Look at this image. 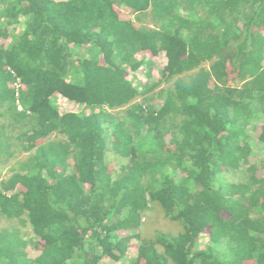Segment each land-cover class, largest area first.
Instances as JSON below:
<instances>
[{
  "label": "trees",
  "instance_id": "1",
  "mask_svg": "<svg viewBox=\"0 0 264 264\" xmlns=\"http://www.w3.org/2000/svg\"><path fill=\"white\" fill-rule=\"evenodd\" d=\"M258 27L264 0H0V166L27 153L0 180V264H264ZM159 209L181 230L130 257Z\"/></svg>",
  "mask_w": 264,
  "mask_h": 264
},
{
  "label": "rangeland",
  "instance_id": "2",
  "mask_svg": "<svg viewBox=\"0 0 264 264\" xmlns=\"http://www.w3.org/2000/svg\"><path fill=\"white\" fill-rule=\"evenodd\" d=\"M257 30H258V35L260 34V35L264 36V27H258ZM164 64H165V57L162 59V61L156 60V64H154V66L152 67V71H154V72L157 71ZM263 64H264V59H263ZM144 74H145L144 68H143V70H138V73H135V72L129 70L127 77L133 83H136V81L138 80L139 77L144 78ZM153 74H156V72ZM166 84L167 83H163L162 85H160L159 88L166 86ZM62 97H63L62 95L61 96L59 94L56 95V101L60 105V110L62 112H67V111L75 112V113L86 112V108L84 106L77 104L73 101L67 100L65 98L63 99ZM260 128H261V122L257 123L255 126L251 125V128H249V130L252 131V135H255L254 133H257L258 131H260ZM108 153H109V159L107 158V160H112L114 162V164L111 163V165H112L113 169L118 173L119 172L118 168H119V166H121L120 164H125L126 158H121L119 155H117V153L115 154L112 151V148H110ZM26 155H27V153H23V155H21V153L15 152V157L11 158L4 166H2V167L0 166V180L2 178H5L6 175H11V171H8L9 165H13L14 162L18 159H21V158L24 159L26 157ZM0 161H1V159H0ZM260 172H264V168H262L260 170ZM9 193H11V192H9ZM149 213H152V214L149 215L148 219L144 218L145 221L148 220L146 222V224L142 226V229L140 228L139 233H138V231H136L138 233V237L135 236L132 239V246H131L132 249L129 250L131 255H130V253L128 254V256L130 255V257H134L136 255L137 252H136L135 248H136V245L139 244V240H140L142 235L148 236V235H153L154 233H157V232H163V233H166L168 235H171V234L174 235V233H176L178 231V229L180 231L182 228L178 223H176V221H173V220L171 221L170 219L166 218L160 209L157 210V212L152 211ZM1 225H4V222H2ZM141 231H142V233H141ZM136 232L133 230V231H131V234H134V233L136 234ZM22 234H24V235L28 234L30 236V233L24 232L23 229H22ZM34 239H36V237H34ZM208 241L209 240H208L207 235H201V238L197 242L195 248L199 249V250L206 249ZM30 245L31 244H26V246L24 247V250L27 252L28 256L33 257L37 254V251L34 250L33 247H31ZM157 246L159 248H161V245H157ZM102 264H130V260L125 259V260L116 262V261H113L112 259H109L108 257H104Z\"/></svg>",
  "mask_w": 264,
  "mask_h": 264
},
{
  "label": "crops",
  "instance_id": "3",
  "mask_svg": "<svg viewBox=\"0 0 264 264\" xmlns=\"http://www.w3.org/2000/svg\"><path fill=\"white\" fill-rule=\"evenodd\" d=\"M180 6H176V12H178V14H184V15H186V14H189L190 12H188V11H183L182 13L181 12H179V11H177L178 9L180 10V8H179ZM150 9H151V7H150ZM152 10V9H151ZM151 10H149V11H147L146 13L147 14H145L144 16H142V17H140V13H135L134 15H132V17H131V20L137 25V26H153V24L154 23H161V24H163L164 22H162L161 20H156V19H153L154 18V16H153V18L151 17ZM174 11V12H175ZM175 12V13H176ZM163 19V18H162ZM163 55H164V53H161V54H159L157 57H155L154 59H153V63L154 64H156V60H160V61H162V59H163Z\"/></svg>",
  "mask_w": 264,
  "mask_h": 264
},
{
  "label": "built area",
  "instance_id": "4",
  "mask_svg": "<svg viewBox=\"0 0 264 264\" xmlns=\"http://www.w3.org/2000/svg\"><path fill=\"white\" fill-rule=\"evenodd\" d=\"M14 86H15L16 90L20 87L19 80H16V82L14 83ZM19 109H22V106L20 104H19Z\"/></svg>",
  "mask_w": 264,
  "mask_h": 264
}]
</instances>
